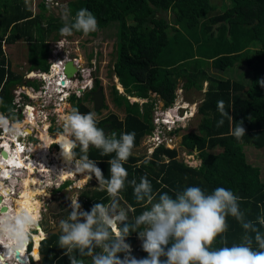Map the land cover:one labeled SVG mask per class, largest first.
<instances>
[{"label": "trees", "instance_id": "trees-1", "mask_svg": "<svg viewBox=\"0 0 264 264\" xmlns=\"http://www.w3.org/2000/svg\"><path fill=\"white\" fill-rule=\"evenodd\" d=\"M228 3L221 12H215L210 0H73L68 1L66 9L74 15L77 10L86 8L96 16L98 31L112 30L115 57L111 73L119 77L128 75L143 84L163 107L173 103L178 82L184 91L203 89L196 108L198 123L192 130L175 129L170 133L176 135L183 130L178 147L169 148L161 143L149 154L145 149L140 154L134 152L153 129L154 98L129 101L121 118L113 112L100 118L98 123H109L110 132L115 131L118 136L121 132L135 133L132 155L124 164L128 180L139 182L140 177L146 175L155 192L170 195L188 186H199L207 192L217 187L230 189L241 198L240 207L246 218L256 223L257 217L264 216V181L260 167L248 160L243 146L264 150V87L257 83L264 80V0H228ZM36 7L37 12L33 13L26 0H0V99L3 100L0 110L7 114L11 107V88L24 80L23 73L12 67L4 45L22 40L27 69L46 70L49 40L61 36L59 29L63 26L66 9L54 15L45 0H39ZM168 11L172 16L170 20L165 16ZM236 65L248 69V80L218 73ZM209 68L212 73L207 71ZM97 87L100 83L95 78L91 89ZM89 91L78 99L70 97L72 106L82 113L94 111ZM110 93L114 103L121 105L123 96L114 86ZM221 100L226 109L229 108L233 122H242L245 128L242 138L230 135L234 124L227 118L217 127L221 119L217 103ZM179 150H195L198 165H188L178 155ZM80 151L77 147L76 152ZM87 154L107 177V161L111 156H102L94 147H90ZM89 183L92 184L90 189L81 188L78 193L82 210H90L95 203L111 202L112 197L106 189L98 187L94 176ZM118 200L119 206L127 209L129 221L145 209L144 204L135 200L131 185L126 184ZM70 210L61 214L60 221L67 219ZM227 223V232L213 247L224 246V242L227 246L242 242L245 232L240 223L230 216ZM42 226L45 232L51 229ZM256 226L264 233V226L258 223ZM58 240L59 230L39 241L40 264H70ZM125 242L133 246L131 256L137 259L147 256L136 232L130 233ZM81 259L84 264H91V257ZM30 264L34 262L31 260Z\"/></svg>", "mask_w": 264, "mask_h": 264}, {"label": "clouds", "instance_id": "clouds-1", "mask_svg": "<svg viewBox=\"0 0 264 264\" xmlns=\"http://www.w3.org/2000/svg\"><path fill=\"white\" fill-rule=\"evenodd\" d=\"M63 21L59 32L64 37L74 32L88 35L98 31L96 16L86 8L77 10L74 15L66 9ZM257 83L264 87V80ZM181 100V105L176 108L171 107L172 103L167 107L161 105L157 111L163 139L171 131L186 127L196 112V108L191 111L187 101ZM176 101L177 98L173 102ZM0 104H3L2 99ZM227 109L224 101H218L221 119L217 127L223 125L224 118L233 122ZM98 124L94 111L82 113L77 107H70L63 116V130L55 141L61 157L74 164L73 173L86 174L89 180L94 176L98 187L106 189L112 197L110 203H95L87 211L82 210L77 199L71 202L67 219H62L58 228V246L64 250L70 264H84L81 258L85 256L91 257V264H264V233L256 226L257 223L264 226V216L257 217L256 223L248 220L240 207L241 198L224 187L207 192L199 186H188L174 190L170 195L168 192H155L146 175L140 177L139 182L128 180L124 164L132 155L135 133L121 132L118 136L111 131L106 135L97 127ZM233 124L230 135L236 139L245 136L242 122ZM9 125V117L0 113V128L7 129ZM77 147L81 150L79 154ZM90 147L100 150L102 156H111L107 161V177L96 161L89 158ZM126 184L132 186L135 200L145 205L141 214L131 221L127 209L120 207L118 200ZM229 216L243 228L245 236L242 242L231 246L224 242V246L213 247L217 239L227 232ZM30 227L31 218L25 213L14 217L6 213L0 215V247L4 249L0 258L8 261L24 255L26 246L32 245ZM132 232H136L142 241L146 257L137 259L131 256L130 246L125 241ZM121 253H124L123 257Z\"/></svg>", "mask_w": 264, "mask_h": 264}, {"label": "rangeland", "instance_id": "rangeland-1", "mask_svg": "<svg viewBox=\"0 0 264 264\" xmlns=\"http://www.w3.org/2000/svg\"><path fill=\"white\" fill-rule=\"evenodd\" d=\"M38 1L39 0H26L27 7L31 8V11L33 13L37 12L36 3ZM68 1H73V0H45V3L49 7L50 10L49 12H52L54 15H59L61 14V12H63L62 8L66 9V5ZM210 1L215 7V12H221L225 6L229 5L228 0L225 2H222L221 0H210ZM165 16L169 20L172 17L170 11H168L165 14ZM61 36H59L56 39H59ZM56 39L49 40L50 46L51 43H53ZM62 40L64 41L62 44V49L64 50L67 49L68 51H70L72 55L79 56L81 60V64L84 68L88 66H91L93 69L95 68L93 75H95V77L98 79L100 83V87H102L104 93L103 105L100 107L99 111L96 112L97 118L102 117L110 112L115 113L118 117L121 118L124 114L125 107L127 106V103H129L130 100L143 101L148 98H154L155 102H157L158 99L156 95L154 93L145 90L144 85L138 83L132 77L128 75H122L121 77H119L111 73V69H112L111 65L115 57L114 35L111 29H107L105 32L96 31L88 35H84L82 33L80 34L73 33V35L62 38ZM23 49H25V43L22 40H18L12 44L4 45V50L6 54L12 60L13 63L12 67L17 71H20V73L24 72L28 64L22 55ZM57 55L59 56V54ZM93 65L95 67H93ZM207 71L209 73L213 72L212 69L210 68L207 69ZM218 73L237 80L240 79L248 80L249 78L248 69L246 67H240L238 65L233 67L231 70H225L223 72L219 71ZM115 76L116 79L114 78ZM93 80L94 79L90 80V77H88V75H85L82 83L85 84L88 83V85H93ZM51 82L52 84H54V81ZM116 85H118L122 89V93L120 92V95L123 96V99H122V104L119 106L114 103L110 93L111 86H114L116 88ZM205 86L206 84L204 82L203 88ZM180 87H181V82H178V88ZM116 90L117 92H119L117 88ZM202 90L195 91L194 89H188L184 91L181 88V90L178 92L176 96L177 101L173 102L174 104H172L171 107L173 108L178 107L179 105H181V101H182L181 99H183L187 101L189 105V109H191V111H194V109L197 108L199 101L202 99ZM159 107L160 105L157 104V108ZM157 108L156 110L153 109L152 117L155 113L159 114V112H157L159 109ZM198 121H199V115L196 112H194V115L190 118V120L187 123L186 126L187 128L185 127L183 129L192 130L194 126L198 123ZM182 131H180L178 134L173 136V140L175 141L176 147H178L180 144V136ZM144 149L145 152L149 154L150 149H147V144L142 141V143H140V145L135 149L134 152L136 154H140L143 153ZM243 149L244 152L246 153L248 160L260 167L261 169L260 177L264 181V150L247 147V145H244ZM49 154H50L49 162L54 163L55 161V159L53 158L54 155L53 157H51V153ZM178 155L182 157L183 160L190 165H196L198 163L197 152L195 150H192L190 152L186 150H179ZM15 165H18L17 161ZM47 177L49 178L50 183L49 186L45 187V189L48 192L49 197L46 195L45 196L46 200L45 197L42 199L40 198L41 206L39 210V217L36 221L40 226L43 234L45 233V230L42 224H44L45 227H50V228L59 226L58 224L60 222L61 214L65 213L66 210L70 208L71 202H74L77 199L78 202L80 203L78 197L79 190L81 188L90 189L92 186V184L89 183L88 177L84 181H81L79 177H76L74 179L70 177L65 181L58 180L57 178L56 180L54 177H52L51 179V175L49 173H47ZM59 181H62L61 184L64 182H66L67 184H63L64 186H61L60 188L57 189L55 184L56 182ZM34 227H36V225ZM33 260H34L33 261L34 264H40L38 253L36 257L33 256ZM25 263L28 264V257L25 259Z\"/></svg>", "mask_w": 264, "mask_h": 264}, {"label": "built area", "instance_id": "built-area-1", "mask_svg": "<svg viewBox=\"0 0 264 264\" xmlns=\"http://www.w3.org/2000/svg\"><path fill=\"white\" fill-rule=\"evenodd\" d=\"M62 38L65 37L61 36L59 39H56L51 43V49L47 57V70L36 69L25 72L23 78L28 80L29 83H17L12 88V106L9 117L10 125L7 129L0 128V159L3 158V144L8 142L11 149L10 155L14 154L15 157L18 155L23 163H27L28 159H32L39 165H54V163L49 162V153H51V156L53 157L54 151L59 149V146L55 144L56 136H58L63 130L64 114L70 109V107H73L70 97L74 96L78 99L82 93L91 89L92 85L82 83L85 75H88L90 80L96 78L95 75H93L95 68L93 69L91 66L84 68L79 56L72 55L67 49H62V44L64 42ZM57 54H59V56ZM68 61H71L72 65L75 67L71 77H68L64 72L65 63ZM93 67L95 66L93 65ZM114 78L116 79V76ZM61 79L66 81L65 86L59 84V80ZM51 81H54V84H52ZM116 88L119 91L118 93H122V89L118 85H116ZM180 90V88H177L176 94H178ZM130 102L132 101L130 100ZM157 104L161 106L162 102L159 99L155 102V110ZM0 113L6 115V113L2 111H0ZM152 123L153 129L151 133L146 135L143 140V142L147 144V149H150L151 152L152 149L162 141L166 147H176L173 137L167 136L165 139L161 137L163 129L159 125L156 113L152 117ZM41 132H43L44 136L39 135ZM38 146L40 147L39 149ZM42 154L45 158L42 157ZM198 163L196 165H198ZM24 167L25 165L21 167L23 172L26 169ZM47 173L51 175V179L52 177L56 178L53 173L49 171L39 172L38 174L43 181L44 189L48 186L45 185V179L49 180ZM0 176L2 175L0 174ZM12 177L13 182L9 178L4 177L1 178V181L7 186V188H9V193L12 191L13 194L20 189V183L18 182L20 176L17 173H12ZM61 182L62 181L56 182V188L61 185ZM0 196L2 198V204L6 205L9 201L6 194L0 191ZM35 225L36 227L39 226L38 223H35ZM34 229L36 232H39V229L32 226L29 228V239H31L32 245L30 247L27 245L25 250L28 257V264L30 263V260L33 259L31 249L34 244L33 234L35 233H32V230ZM44 236H42V238ZM42 238H40L39 241ZM130 249L133 251V246H130ZM137 249L138 247H136V250ZM10 262L11 263L9 264H17V259L10 260Z\"/></svg>", "mask_w": 264, "mask_h": 264}, {"label": "bare ground", "instance_id": "bare-ground-1", "mask_svg": "<svg viewBox=\"0 0 264 264\" xmlns=\"http://www.w3.org/2000/svg\"><path fill=\"white\" fill-rule=\"evenodd\" d=\"M65 83L66 81L64 79L59 80L60 85L65 86ZM41 136H44V134H41ZM57 137L58 136H56V139ZM39 148L40 147L38 146V149ZM2 149L4 150L5 155H3V158L0 159V163H1L0 174L2 175L0 176V191L6 194V197L10 202L8 201L6 206L5 204H2L1 201L2 198H0L1 215L6 213L7 215L14 217L18 213H25L27 216L31 218L32 227L35 226V223H37L36 221L39 217V210L41 206L40 198L42 199L46 195L48 196V192L46 191V189H44L43 181L40 179V176L38 174L39 172L49 171L53 173V175L58 180H63V181L69 179L70 177L72 179L79 177L81 181H84L87 178L86 174H78L72 172L74 171V164H70L69 162H66L61 157L60 148L55 151L54 154L55 161L53 166L47 164L39 165L35 163L32 159H28L27 163H23V161L18 157V155H16V157L14 156V154L10 155L11 149L9 147L8 142H5L3 144ZM42 157L45 158L43 154ZM16 161L18 162V165H15ZM23 165H25L24 168H26L24 172L21 170V167ZM12 173H17L20 176V179H18V182L20 183V189L17 192L15 191L16 194L14 191L13 194L12 191L11 193H9L10 192L9 188H7V186L4 185V183L1 181L2 177L9 178L12 181L13 179ZM49 183L50 181L48 179L47 180L45 179V185L49 186ZM34 228L39 229V232L33 234L34 247L31 249L33 256L36 257L38 253L37 250H38L39 239L42 238L44 234L40 226ZM3 251L4 249L0 247V252ZM26 258L27 255L25 252L22 257L19 258L16 257L15 259H17V264H26L25 263ZM2 261L6 262L5 264H9L13 262V261L10 262V260L5 261L3 258H0V263L4 264V262Z\"/></svg>", "mask_w": 264, "mask_h": 264}, {"label": "water", "instance_id": "water-1", "mask_svg": "<svg viewBox=\"0 0 264 264\" xmlns=\"http://www.w3.org/2000/svg\"><path fill=\"white\" fill-rule=\"evenodd\" d=\"M74 70H75V67L72 65L71 61H68L65 63L64 72L68 77L72 76ZM89 93L91 95V100L93 102L94 110H99L100 107L103 105V101H104V93H103L102 87H97L94 90H90ZM97 127L103 129L105 134L111 129L109 124H98ZM2 154L5 155L4 150L2 151ZM0 198H1V196H0ZM58 228H59V226L47 230L45 235H48L50 233H56L58 231ZM5 263L6 262H4V264Z\"/></svg>", "mask_w": 264, "mask_h": 264}, {"label": "crops", "instance_id": "crops-1", "mask_svg": "<svg viewBox=\"0 0 264 264\" xmlns=\"http://www.w3.org/2000/svg\"><path fill=\"white\" fill-rule=\"evenodd\" d=\"M27 70H29V69L26 68V69L24 70V72H23V74H22V79H23V75H24V73H25ZM23 80H24V79H23ZM20 83H22V82H20ZM16 84H17V83H16ZM10 95H11V91H10ZM143 101H144V100H143ZM10 105H11V103H10ZM10 109H11V107H10ZM10 109H9V110H10ZM0 111H1V110H0ZM2 112H4V111H2ZM5 113H6V115H7L8 117H10V113H9V114H7V112H5ZM144 138H145V137H144Z\"/></svg>", "mask_w": 264, "mask_h": 264}, {"label": "flooded vegetation", "instance_id": "flooded-vegetation-1", "mask_svg": "<svg viewBox=\"0 0 264 264\" xmlns=\"http://www.w3.org/2000/svg\"><path fill=\"white\" fill-rule=\"evenodd\" d=\"M94 90V89H93ZM90 92V91H89ZM92 102V100H91ZM92 105H93V102H92ZM95 112V110H94ZM96 113V112H95ZM97 121H100V118L97 119ZM102 124H109V123H102ZM110 125V124H109ZM111 127V126H110ZM110 132V130L106 133V135ZM41 134H43V132H41L39 135L41 136Z\"/></svg>", "mask_w": 264, "mask_h": 264}]
</instances>
